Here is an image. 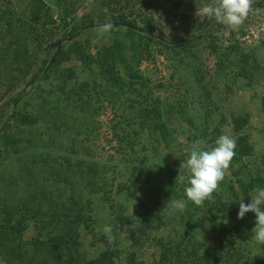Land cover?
<instances>
[{"label":"rangeland","instance_id":"rangeland-1","mask_svg":"<svg viewBox=\"0 0 264 264\" xmlns=\"http://www.w3.org/2000/svg\"><path fill=\"white\" fill-rule=\"evenodd\" d=\"M210 2L0 0V196L15 190L19 196L12 200L22 201V193L31 191L29 201L48 203L72 195L91 216L77 228L86 258L109 247L119 251L112 257L116 264L184 258L188 264H264L263 244L253 239L255 216L237 218L245 202L237 181L251 185L249 198L264 188L253 181L264 179V0H254L236 30L214 19L200 30L206 17L196 11ZM110 20L151 35L124 25L101 32L98 24ZM183 38L191 39L177 42ZM40 70L45 79L12 112L11 100ZM224 134L236 139L235 157L213 199L196 206L187 201V184L176 181L187 171L180 166L193 142L207 150ZM30 173L36 182L45 179L46 194L39 181L41 194L26 186ZM172 200H186V209L169 214ZM109 202L120 210L111 211ZM141 204L165 221L145 228L139 243L130 245L127 226L136 223ZM208 217L226 229L219 245ZM33 221L22 240L35 234ZM106 225L113 228L112 240L103 232ZM187 243L183 256L178 248ZM15 245L0 241V264L22 261L24 255L11 252L18 251ZM215 251L220 254L211 258Z\"/></svg>","mask_w":264,"mask_h":264},{"label":"trees","instance_id":"trees-1","mask_svg":"<svg viewBox=\"0 0 264 264\" xmlns=\"http://www.w3.org/2000/svg\"><path fill=\"white\" fill-rule=\"evenodd\" d=\"M213 19L205 18L203 24L200 26V30L203 29L206 25H208ZM111 22L115 28L110 31L113 32L120 25H124L128 28H135L132 24H128L127 22L117 21V20H110L103 22L98 25H103L105 23ZM91 24L81 26L79 28H75L73 33L79 32L81 29L89 27ZM137 30L143 32L145 35H151L150 30H146L143 28L136 27ZM195 34L191 35L193 38ZM191 38H183L178 40L177 42L184 43ZM60 40H57V43ZM45 79L44 70L38 71L36 74L30 76V78L25 82L23 88L19 92V94L11 100V110L12 112L15 110V104L24 96L26 95L29 89H32L34 85L40 83ZM232 127L234 130L238 129L237 120H233ZM159 129H156L158 132V139L160 140L161 131L163 129V125H158ZM160 132V135H159ZM7 141L10 142L9 144L16 143L14 138H7ZM51 161L57 164L56 158L52 157ZM62 170V169H61ZM52 174V171L49 172V175ZM77 174L75 173V176ZM83 177H81V180ZM86 179L82 180L85 181ZM41 182L43 185V191H48L47 184H45V179L40 176L37 178V182ZM253 181L258 183L259 185L264 183L263 178L254 177ZM37 182L32 178V174L30 173L29 176V183L26 186H31L35 189V192L41 194V190L37 189ZM238 185L242 187V196L245 199V204L247 205L250 203V198L246 194L249 187L245 184L241 183L239 180L237 181ZM19 185H15L14 188H18ZM86 188V186H84ZM52 188L54 186L52 185ZM57 189V188H56ZM6 191V189H5ZM173 191V190H172ZM8 193V192H7ZM43 193V192H42ZM10 194V197H6L7 195L3 194L0 196V241L5 242L8 239L15 243V247L18 250L11 252L14 255V258L20 257V255H24L25 257H21L22 261L19 264H103V261H107L110 264H116L112 260V257L115 256L116 252H119L117 248H106L104 251L99 253L94 258H86V256L79 251V242L77 239V228L80 224H86L87 221H90L91 216L89 215V211L83 207L84 204L80 205L77 201H74L72 195L67 196L65 199H60L59 201H49L48 203L43 202V198L41 200H34L29 201L30 196H32L31 191H24L21 195L22 201H14L12 200V196H19L16 194V191L13 190ZM44 194V193H43ZM46 194V192H45ZM12 200V201H11ZM164 202L168 204L170 202V196L168 195L165 197ZM142 211L136 214L135 219L136 223L127 226L130 245H137L139 240L142 239L141 235L144 236V229L145 228H157L159 225L164 223V217L156 216L154 214L152 216L150 210L147 208L145 204L140 205ZM109 208L113 212H118L119 206L109 202ZM191 215H193L191 213ZM247 217L252 220V217L255 216L254 213H246ZM116 218L121 219L119 216L114 215ZM144 216V217H143ZM33 218L35 234L28 239L22 240V232L25 230L27 221ZM207 227L211 233L218 239V245L221 243L220 237L221 235H227L224 233L226 231L223 227H217L216 224L212 222V218L208 217ZM255 224V222L253 221ZM120 225V224H119ZM143 229V230H141ZM224 229V230H223ZM136 230L139 231L141 234L137 237L138 234L134 235ZM239 229L236 227L233 230V234L237 233ZM138 232V233H139ZM192 238L191 236L187 239ZM109 239L107 238V241ZM17 241V242H16ZM238 242V241H236ZM187 245H182L181 248H178L179 251H187ZM234 245V244H233ZM264 247V244H263ZM234 253L236 252L237 257H240L241 254L238 251L240 247L234 245ZM183 252V256L186 255V252ZM190 252V251H189ZM196 252V251H195ZM182 254V252H180ZM193 257H195L196 253L190 252ZM219 255V251H215L211 254V258H214L215 255ZM188 256V254L186 255ZM191 257V256H190ZM188 258V257H187ZM186 258V259H187ZM215 260V259H214ZM246 264H255L256 261L246 260ZM180 264H188L187 261L180 260ZM178 262L171 264H179ZM260 263V262H259Z\"/></svg>","mask_w":264,"mask_h":264},{"label":"clouds","instance_id":"clouds-1","mask_svg":"<svg viewBox=\"0 0 264 264\" xmlns=\"http://www.w3.org/2000/svg\"><path fill=\"white\" fill-rule=\"evenodd\" d=\"M254 0H211L204 3L196 11L197 17L214 19L218 24L236 30L246 20L252 9ZM115 26L105 23L100 26V31L107 33ZM236 139L230 135L219 136L215 146L203 149L199 141L190 145L188 158L180 168L186 169L185 175H178L181 184H187L184 189L187 201L196 206H203L206 200L213 199V194L219 190L220 183L227 175L231 162L235 157ZM186 200H172L167 206L169 214L183 212L187 207ZM247 205L243 200L239 203L238 219H243L246 213L255 214V227L252 229L253 239L258 244H264V188L257 187ZM109 240L113 239V228L106 225L103 229Z\"/></svg>","mask_w":264,"mask_h":264}]
</instances>
